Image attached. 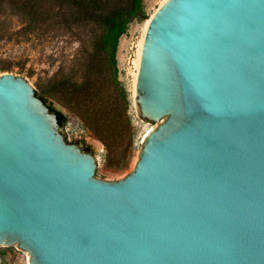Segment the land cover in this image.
<instances>
[{"label": "water", "instance_id": "1", "mask_svg": "<svg viewBox=\"0 0 264 264\" xmlns=\"http://www.w3.org/2000/svg\"><path fill=\"white\" fill-rule=\"evenodd\" d=\"M133 99L158 124L110 180L25 79L0 75V249L28 264H264V0H166Z\"/></svg>", "mask_w": 264, "mask_h": 264}, {"label": "trees", "instance_id": "2", "mask_svg": "<svg viewBox=\"0 0 264 264\" xmlns=\"http://www.w3.org/2000/svg\"><path fill=\"white\" fill-rule=\"evenodd\" d=\"M144 0H0L16 10L26 29L59 30L78 44L72 67H60L47 81L45 95L74 115L107 153L120 136L130 137L129 103L118 79L119 40L134 21L147 19ZM1 40V37H0ZM55 111L59 127L65 117Z\"/></svg>", "mask_w": 264, "mask_h": 264}, {"label": "rangeland", "instance_id": "3", "mask_svg": "<svg viewBox=\"0 0 264 264\" xmlns=\"http://www.w3.org/2000/svg\"><path fill=\"white\" fill-rule=\"evenodd\" d=\"M162 0H144L143 8L147 19L157 11ZM134 21L127 33L119 40L117 49L118 79L124 87L129 103L130 137L120 136L115 149L107 153L81 122L60 106L47 98L45 105L60 111L65 117L63 130L65 141L77 145L91 153L95 160L94 172L110 180H121L132 169L138 149L149 129L158 123L141 120L134 110V76L136 51L143 36L144 22ZM0 75L10 73L25 79L37 96H42L49 78L64 67L67 72L72 67V55L78 47L74 41L61 35L59 30L26 29L16 10L0 9ZM94 144L93 149L89 144ZM28 253L15 245L0 249V264H28Z\"/></svg>", "mask_w": 264, "mask_h": 264}, {"label": "bare ground", "instance_id": "4", "mask_svg": "<svg viewBox=\"0 0 264 264\" xmlns=\"http://www.w3.org/2000/svg\"><path fill=\"white\" fill-rule=\"evenodd\" d=\"M165 1H166V0H162L160 6H161L162 4H164ZM151 17H152V16H151ZM151 17H150V18H151ZM149 20H150V19H148V20H146V21L144 22V26H143V36H142V38L140 39V41H139V43H138V48H137V51H136V58H135V60H134V66H135V69H136L135 76H134V85H135V82H136V77H137L138 68H139L140 55H141V49H142V44H143L144 33H145L146 27H147V25H148V23H149ZM148 131H149V130H148Z\"/></svg>", "mask_w": 264, "mask_h": 264}]
</instances>
